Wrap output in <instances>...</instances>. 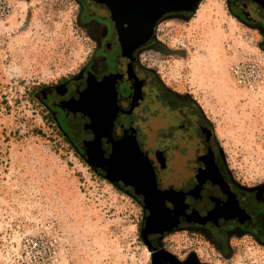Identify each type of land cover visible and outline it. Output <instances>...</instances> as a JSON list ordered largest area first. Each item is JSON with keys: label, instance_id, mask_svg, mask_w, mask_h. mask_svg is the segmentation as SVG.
Returning a JSON list of instances; mask_svg holds the SVG:
<instances>
[{"label": "rangeland", "instance_id": "rangeland-1", "mask_svg": "<svg viewBox=\"0 0 264 264\" xmlns=\"http://www.w3.org/2000/svg\"><path fill=\"white\" fill-rule=\"evenodd\" d=\"M200 4L156 25L161 46L148 51V63L202 112L221 169L243 187H264L263 35L227 0ZM93 47L79 0H0V264L151 262L142 203L87 162L39 98L77 75ZM164 116L158 123L180 121ZM151 135L142 138L149 154L165 150L169 162L162 177L181 181L196 146L189 132ZM185 235L163 245L200 264H264V245L248 237H232L223 254Z\"/></svg>", "mask_w": 264, "mask_h": 264}, {"label": "flooded vegetation", "instance_id": "flooded-vegetation-1", "mask_svg": "<svg viewBox=\"0 0 264 264\" xmlns=\"http://www.w3.org/2000/svg\"><path fill=\"white\" fill-rule=\"evenodd\" d=\"M79 3L82 24L94 40L93 53L77 75L42 88L39 98L62 131L73 135L70 142L81 148L87 162L105 178L120 175L116 186L142 203L150 264H200L194 254L180 257L163 245L177 233L206 239L223 254L234 236L264 245V187H243L221 169L202 112L195 110L190 97L172 92L156 75L148 63V51L157 41L155 28L146 42L126 44L105 6ZM227 4L236 18L259 29L264 49V5L244 0ZM166 111L180 121L158 123ZM94 113L107 114L100 132ZM166 129H184L196 143L186 159L191 169L181 181L162 177L169 167L165 150L149 154L142 140ZM119 155L125 156L123 173L110 165Z\"/></svg>", "mask_w": 264, "mask_h": 264}, {"label": "water", "instance_id": "water-1", "mask_svg": "<svg viewBox=\"0 0 264 264\" xmlns=\"http://www.w3.org/2000/svg\"><path fill=\"white\" fill-rule=\"evenodd\" d=\"M107 8L110 19L126 44L140 45L153 36L154 28L166 16L194 13L202 0H87ZM264 5V0H244ZM161 44L155 41L154 47ZM94 166L93 164H91ZM120 175L107 177L112 183L120 180ZM147 248L150 245L144 239Z\"/></svg>", "mask_w": 264, "mask_h": 264}, {"label": "bare ground", "instance_id": "bare-ground-1", "mask_svg": "<svg viewBox=\"0 0 264 264\" xmlns=\"http://www.w3.org/2000/svg\"><path fill=\"white\" fill-rule=\"evenodd\" d=\"M201 5V4H200ZM200 7V6H199ZM97 99V98H96ZM102 99V98H101ZM98 100V99H97ZM92 101V100H91ZM97 103V102H96ZM93 104V103H92ZM104 106V105H103ZM107 114L103 115L102 113H94L93 116V120L95 121V124L98 126V129L96 130L97 132H100L102 129V124L104 123L105 117ZM114 120V119H113ZM94 159V158H93ZM98 163V162H97ZM125 164V156L123 155H119V156H114L112 161H110V165H113L114 167H118V171L119 173H123V168L122 166H124ZM109 177H112L109 176Z\"/></svg>", "mask_w": 264, "mask_h": 264}]
</instances>
